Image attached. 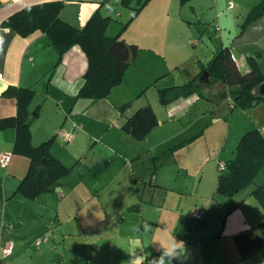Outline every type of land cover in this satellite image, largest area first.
<instances>
[{
  "label": "crops",
  "instance_id": "0c3cea01",
  "mask_svg": "<svg viewBox=\"0 0 264 264\" xmlns=\"http://www.w3.org/2000/svg\"><path fill=\"white\" fill-rule=\"evenodd\" d=\"M51 1L62 3L59 18L79 30L96 12L108 16L105 36L137 50L121 83L73 113L77 99L86 98L78 96L88 65L81 47L59 60L42 31L21 36L0 26V119L17 111L16 98L2 94L7 87L32 89L28 109L38 113L31 144L52 138L51 154L70 169L49 190L26 198L17 187L29 159L11 153L15 129H0V155L11 153L7 167L0 166V244L13 240L5 264H131L135 256L152 264L171 236L185 247L172 264H264V208L252 194L264 188V163L247 187L231 196L216 192L218 164L226 168L242 135H264V100L235 108L238 86L216 83L159 101V90L201 72L210 49L228 47L241 73L255 56L264 74V13L240 32L261 0H149L130 21L133 9L121 0H0V22ZM145 106L157 123L136 139L122 126ZM3 224L11 225L9 234H1ZM44 235L49 239L36 245Z\"/></svg>",
  "mask_w": 264,
  "mask_h": 264
},
{
  "label": "trees",
  "instance_id": "16d2710c",
  "mask_svg": "<svg viewBox=\"0 0 264 264\" xmlns=\"http://www.w3.org/2000/svg\"><path fill=\"white\" fill-rule=\"evenodd\" d=\"M149 0H121V5L133 9L129 21L146 5ZM186 1V0H181ZM62 7L60 1L44 2L26 6L5 17L1 27L14 30L21 36H26L36 30L47 35L53 46L58 50L59 60L64 52L73 45H79L87 57V69L84 74V84L78 92L79 97L99 99L108 95L111 88L122 81L124 70L134 57L137 47L129 45V57L126 61L119 60L108 52L109 46L117 40L105 36V29L110 21L108 16L96 12L79 30L59 18ZM264 13V0L253 6L240 26V32L252 20ZM127 21V23L129 22ZM126 23V24H127ZM124 24V26H126ZM251 70L241 73L228 47L220 49L201 72L184 84L159 90V101L168 104L174 99L196 92L204 86L221 83L228 86H238L233 95L235 108L247 109L260 101L264 96L259 93V86L264 83V74L255 63V56L248 57ZM208 71L210 82L206 85L197 83L203 71ZM16 98L17 111L14 117L0 119V129L13 127L15 140L11 153L21 154L29 159L28 170L19 183L17 191L28 199L35 198L40 193L49 190L59 180L69 173L65 166L50 152L52 138L40 143L31 144L30 122L37 110L30 112L28 104L34 91L29 88L9 86L3 93ZM127 104L120 107L124 109ZM157 120L150 106L138 109L123 124L122 129L136 139H142L156 125ZM264 163V135L258 130L246 132L240 138L235 157L226 163V168L220 172L216 192L231 196L251 184ZM252 194L264 208V188L256 187Z\"/></svg>",
  "mask_w": 264,
  "mask_h": 264
},
{
  "label": "built area",
  "instance_id": "2783aa9c",
  "mask_svg": "<svg viewBox=\"0 0 264 264\" xmlns=\"http://www.w3.org/2000/svg\"><path fill=\"white\" fill-rule=\"evenodd\" d=\"M228 6L231 7L232 3H229ZM64 139L66 141H69L71 139V134L70 133H64ZM10 158H11V153H9V152L2 153L0 155V166L3 168L7 167L8 163L10 161ZM224 168H225V165L220 162L218 164L219 171H223ZM200 213H201L200 210L196 209L193 212V216L199 217ZM10 231H11V225H9V224H3L2 225L1 234H3V235L7 234V233L9 234ZM48 239H49V236L44 235V236L38 237L34 243L36 245H39V244L47 241ZM12 250H13L12 238H5L0 244V264H5L7 258L11 255ZM152 260L153 259L149 260V262L152 263Z\"/></svg>",
  "mask_w": 264,
  "mask_h": 264
},
{
  "label": "clouds",
  "instance_id": "9594fccd",
  "mask_svg": "<svg viewBox=\"0 0 264 264\" xmlns=\"http://www.w3.org/2000/svg\"><path fill=\"white\" fill-rule=\"evenodd\" d=\"M150 226L145 225V231H149ZM137 244L139 241L137 240ZM162 252L159 258H153L152 264H172L173 260H179L184 256L185 247L183 241H177L175 236L167 238L166 243L161 246ZM167 258V259H166ZM143 256H135L131 264H143Z\"/></svg>",
  "mask_w": 264,
  "mask_h": 264
},
{
  "label": "water",
  "instance_id": "95a60500",
  "mask_svg": "<svg viewBox=\"0 0 264 264\" xmlns=\"http://www.w3.org/2000/svg\"><path fill=\"white\" fill-rule=\"evenodd\" d=\"M108 52L114 55L116 58L122 61H126L129 57V50L128 47L120 42V41H115L113 42L109 48ZM210 82V75L208 71H203L199 78L197 79V83L200 85H206ZM258 91L260 94L264 96V83H262ZM91 98H79L77 99L76 103L73 106V113H78L80 112L86 105H88L91 102Z\"/></svg>",
  "mask_w": 264,
  "mask_h": 264
},
{
  "label": "rangeland",
  "instance_id": "374dc122",
  "mask_svg": "<svg viewBox=\"0 0 264 264\" xmlns=\"http://www.w3.org/2000/svg\"><path fill=\"white\" fill-rule=\"evenodd\" d=\"M210 50H211V49H210ZM210 50H209V52H208V53H209L208 55H210L209 61L212 60V59L214 58L215 54L217 53V51H216L215 53H214V52L212 53ZM199 57L202 58V55H200ZM204 60H205V59H204ZM209 61H208V62H209ZM208 62H207V63H208ZM207 63H206V64H207ZM215 84H216V83H213V84H210V85H208V86H206V87H212V86L215 85ZM201 89H203V88H201ZM204 89H205V87H204Z\"/></svg>",
  "mask_w": 264,
  "mask_h": 264
}]
</instances>
